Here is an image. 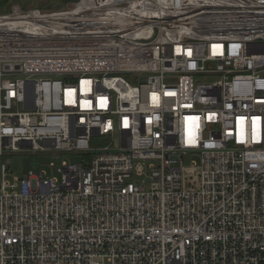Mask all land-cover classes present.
I'll return each instance as SVG.
<instances>
[{"label":"built area","instance_id":"built-area-1","mask_svg":"<svg viewBox=\"0 0 264 264\" xmlns=\"http://www.w3.org/2000/svg\"><path fill=\"white\" fill-rule=\"evenodd\" d=\"M25 148L80 161L0 160V264H264V0L0 12V158Z\"/></svg>","mask_w":264,"mask_h":264},{"label":"rangeland","instance_id":"rangeland-1","mask_svg":"<svg viewBox=\"0 0 264 264\" xmlns=\"http://www.w3.org/2000/svg\"><path fill=\"white\" fill-rule=\"evenodd\" d=\"M66 1L67 0H0V12L10 11L15 4H22L24 7L33 5L43 9H51L62 6ZM115 140L114 143L116 144L118 140L117 138H115ZM198 159V154L190 152L186 155L184 161L186 163H191L192 161H198ZM0 160L9 166L12 176L24 178L27 177L31 171L35 174H39L41 170H46L47 172L54 174L58 181H60V167L62 161L67 160L69 162H77L80 161V157L64 151L55 153L51 150L37 149L32 151L31 149L25 148L10 154L7 153L3 155ZM51 163L54 164V170L50 167ZM149 163L150 162H147L145 164V170H147L146 165ZM10 178L13 179L12 177ZM144 180L148 181L146 174H143L142 176L136 175L133 182L147 188V182H143Z\"/></svg>","mask_w":264,"mask_h":264},{"label":"trees","instance_id":"trees-1","mask_svg":"<svg viewBox=\"0 0 264 264\" xmlns=\"http://www.w3.org/2000/svg\"><path fill=\"white\" fill-rule=\"evenodd\" d=\"M6 2H7V1H6ZM6 2H5V3H6ZM3 5H4V4H3Z\"/></svg>","mask_w":264,"mask_h":264},{"label":"bare ground","instance_id":"bare-ground-1","mask_svg":"<svg viewBox=\"0 0 264 264\" xmlns=\"http://www.w3.org/2000/svg\"><path fill=\"white\" fill-rule=\"evenodd\" d=\"M86 88V87H85Z\"/></svg>","mask_w":264,"mask_h":264}]
</instances>
